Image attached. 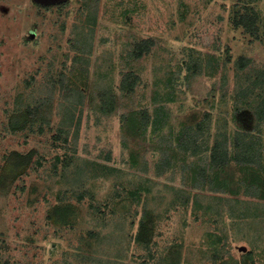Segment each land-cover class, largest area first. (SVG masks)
I'll use <instances>...</instances> for the list:
<instances>
[{
    "label": "rangeland",
    "instance_id": "rangeland-1",
    "mask_svg": "<svg viewBox=\"0 0 264 264\" xmlns=\"http://www.w3.org/2000/svg\"><path fill=\"white\" fill-rule=\"evenodd\" d=\"M244 5L257 35L237 22ZM80 64L72 153L54 127L82 99L58 78ZM127 73L133 90L121 87ZM259 75L264 0H0L1 264H213L223 249L264 264V172L213 166L176 139L205 117L210 146L234 153L241 133L264 155ZM57 153L73 163L55 164Z\"/></svg>",
    "mask_w": 264,
    "mask_h": 264
},
{
    "label": "trees",
    "instance_id": "trees-1",
    "mask_svg": "<svg viewBox=\"0 0 264 264\" xmlns=\"http://www.w3.org/2000/svg\"><path fill=\"white\" fill-rule=\"evenodd\" d=\"M86 4L87 3H85L84 7H86ZM244 8H246V10L241 13V17L237 22L238 24H241L245 29L251 30L252 34L257 35L258 26H256V20L258 18V13L252 7H248V5H244ZM244 8L242 7L241 9ZM147 47H148L147 44L143 43L141 45L140 43L139 45H137L135 49H133L132 54L135 57H140L143 55ZM79 59L82 60V58ZM77 61H75L74 64H77ZM186 65L188 70H190L191 68H193L194 70H198V68L201 67V63L198 58L190 60L189 62L187 61ZM244 65L245 63H243L241 66L243 67ZM85 70L86 67L85 66L83 67L82 64H80L79 68H76V70H75V65H73L70 76L68 75L67 77L66 75L64 76V74H62L61 78H58V81L62 84V86H65L63 88L67 89L66 92V94H68L67 99L70 100L71 98L74 97L76 99L79 96H80L79 98L82 99L79 102H75L72 103L71 105H67L66 118L62 121H58V123L55 124L56 126L54 127L55 130V133L53 134L54 142L57 143L58 146L60 145L61 147L69 149L70 151H72V153L74 152L73 141L76 140L77 134L79 133L81 128V121H82V114L78 107L79 105L83 104V97H84L83 91L81 89V85L77 82V80L79 78V75L82 76L85 75L86 73ZM131 76L128 77V73L124 75V78L121 82V87L123 89L125 88L128 90H133L134 86L136 85L137 78L131 79L130 78ZM262 82L264 83V77H261V75H259L254 79L253 85H260ZM109 96L112 97L111 93L107 95L103 101L104 105L102 107V110L106 113L110 112L113 109V102L111 103V101H109L108 99ZM255 112L260 120L264 119V96L262 97V100L258 102V104L256 105ZM205 120L207 119L204 117V119L200 120L196 126L195 125L183 126L182 129H180L177 132L176 139L180 148L188 152H191L192 155H197L199 153H202L203 151L208 152L210 156V161L213 166L221 167L227 165L229 161L233 160L234 162H236V164H238L242 168H245L247 170L251 169L253 170V172L256 171L255 173L257 175L261 177L263 176L264 155L261 151V148L257 147L256 141L255 139H253V137H247L246 135H243L241 139V133H238L239 135L236 137V140L234 142V146H235L234 153H231L228 142L224 140L217 139L215 143L210 146V143H208L204 139V134L206 132L205 131L206 125H204L206 123ZM152 122H156L155 119H152ZM61 159L63 160L65 159L66 168L70 166V162L73 163V160L70 157H68V155H66V157L63 158L57 153L55 155V164L57 162H60ZM78 168L82 169L83 166H80ZM83 191H80L76 188L71 192V194H75L76 198H78L77 199L78 201H83V199L85 198V194ZM258 192L259 191H257L256 194ZM262 195L264 196V193H262ZM89 207L92 212H96V210L97 212H99L101 210L100 205L98 203H95L94 201L89 203ZM215 252L216 253L213 256V260H214L213 264H240L238 259H236V261H233V257L229 250L227 251V253H224L225 252L224 249L221 251L216 250ZM248 254L249 256L251 255L252 258V253L250 252Z\"/></svg>",
    "mask_w": 264,
    "mask_h": 264
}]
</instances>
